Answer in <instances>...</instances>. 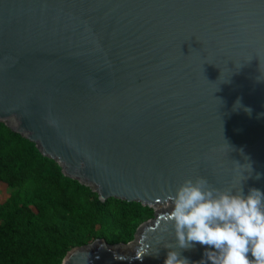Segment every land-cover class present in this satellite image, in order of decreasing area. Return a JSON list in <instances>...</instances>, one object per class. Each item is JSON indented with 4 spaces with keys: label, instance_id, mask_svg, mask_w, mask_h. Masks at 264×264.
<instances>
[{
    "label": "water",
    "instance_id": "1",
    "mask_svg": "<svg viewBox=\"0 0 264 264\" xmlns=\"http://www.w3.org/2000/svg\"><path fill=\"white\" fill-rule=\"evenodd\" d=\"M0 121L101 201L154 209L61 264H206L171 197L197 177L264 192V0H0Z\"/></svg>",
    "mask_w": 264,
    "mask_h": 264
},
{
    "label": "trees",
    "instance_id": "2",
    "mask_svg": "<svg viewBox=\"0 0 264 264\" xmlns=\"http://www.w3.org/2000/svg\"><path fill=\"white\" fill-rule=\"evenodd\" d=\"M0 264H61L72 247L95 239L127 243L154 209L118 198L101 201L63 174L35 143L0 121Z\"/></svg>",
    "mask_w": 264,
    "mask_h": 264
},
{
    "label": "clouds",
    "instance_id": "3",
    "mask_svg": "<svg viewBox=\"0 0 264 264\" xmlns=\"http://www.w3.org/2000/svg\"><path fill=\"white\" fill-rule=\"evenodd\" d=\"M171 201L168 220L179 249L198 242L209 246L206 264H264V192L254 187L247 193L242 187L220 190L197 177L185 179ZM163 264L188 261L169 249Z\"/></svg>",
    "mask_w": 264,
    "mask_h": 264
},
{
    "label": "rangeland",
    "instance_id": "4",
    "mask_svg": "<svg viewBox=\"0 0 264 264\" xmlns=\"http://www.w3.org/2000/svg\"><path fill=\"white\" fill-rule=\"evenodd\" d=\"M11 190H12L11 187H9V186H7L6 184L0 182V202H2V201L8 196V194H9V192H10ZM140 224H141V223H140ZM140 224H139V225H140ZM139 225L136 226V227L138 228ZM137 228H136V229H137Z\"/></svg>",
    "mask_w": 264,
    "mask_h": 264
}]
</instances>
